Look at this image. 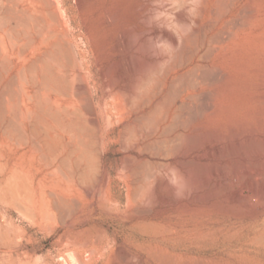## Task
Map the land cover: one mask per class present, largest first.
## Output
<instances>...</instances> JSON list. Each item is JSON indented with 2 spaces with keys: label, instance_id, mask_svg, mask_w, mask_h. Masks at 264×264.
<instances>
[{
  "label": "rangeland",
  "instance_id": "obj_1",
  "mask_svg": "<svg viewBox=\"0 0 264 264\" xmlns=\"http://www.w3.org/2000/svg\"><path fill=\"white\" fill-rule=\"evenodd\" d=\"M0 2V264H264V0L246 93L219 115L210 79L188 103L166 65L134 79L201 41L150 38L144 0H57L40 24L5 15L37 0Z\"/></svg>",
  "mask_w": 264,
  "mask_h": 264
},
{
  "label": "bare ground",
  "instance_id": "obj_2",
  "mask_svg": "<svg viewBox=\"0 0 264 264\" xmlns=\"http://www.w3.org/2000/svg\"><path fill=\"white\" fill-rule=\"evenodd\" d=\"M15 1L17 3L16 5L21 1L23 2V0ZM37 1V5L40 8L47 10L46 13H42L40 9H34L32 10L33 12L27 15L25 11L29 9L28 7L14 9L12 5H9L8 8L5 9L6 11L4 10L5 15L10 18V20L13 19L17 22H23L27 18H31V20L32 18L38 19L39 24L50 21L57 22L58 16H60L56 11L58 5L57 0ZM262 4L263 0H241V2L240 0H144V4L142 5L145 7L143 21L148 27L146 32L149 34L150 38H166L169 46L173 50V54L174 52L177 54L183 43L196 35L201 37V41L199 44L194 45L192 59L188 63L171 62L172 57L168 58L164 53L158 52L157 50H155L157 52H154L152 50L142 66L135 70L134 79L143 80L148 79V77L152 79L151 77L157 72L160 74V69H163V66L166 65L167 67L164 70L166 77H171L174 80L176 79L177 83L182 82L181 84L188 85L183 97V102L187 101L186 103L190 100L198 99L200 96V92L198 91L199 86L201 83H204V81L210 79L212 83L214 82L213 85L215 87L210 95L208 92L209 98L207 94L206 96L214 107L218 106V109L216 108L214 113L219 115L221 112V108L219 107L236 103L246 93V88L249 84L252 46L254 45L252 38H250L251 31L249 30V22L250 18L256 12L261 17ZM1 10L2 5H0V11ZM3 20H0V22H4ZM162 25L167 26L169 29V26L173 25L174 29L173 31L167 30V28L162 29ZM47 31L55 32L48 28ZM47 31L43 32V35H46ZM51 32L49 34H51ZM263 34V29L255 34L259 42H262ZM51 37H53V35H51ZM178 54H180V52H178ZM199 69L201 72H198ZM42 76L46 77L45 74ZM45 77H42L44 78L43 81L46 79ZM53 102L60 105L56 103L57 98L53 99ZM182 106H184V103ZM62 111L64 112V110ZM50 113L52 112L50 111ZM64 115L69 117L71 114L64 112ZM9 121V125L11 123L13 126L12 120ZM68 126L72 127L70 124ZM181 136L182 135H180V137ZM185 183L184 185H186Z\"/></svg>",
  "mask_w": 264,
  "mask_h": 264
}]
</instances>
